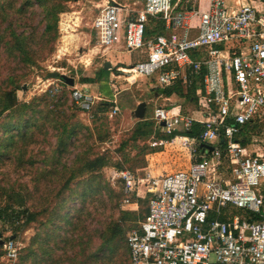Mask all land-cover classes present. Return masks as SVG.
<instances>
[{
  "label": "built area",
  "instance_id": "1",
  "mask_svg": "<svg viewBox=\"0 0 264 264\" xmlns=\"http://www.w3.org/2000/svg\"><path fill=\"white\" fill-rule=\"evenodd\" d=\"M176 7L175 0H144L136 11L107 0L93 23L98 51L122 39L129 51L146 50L144 59L118 68L130 83L156 76L164 87L187 81L189 72L204 80L197 91L200 117L165 106L152 117L173 135L152 145L188 149L193 161L187 169L144 176L110 170L123 186L124 204L137 207L142 193L150 195L145 218L127 235L129 264H264V141L255 133L251 143L243 140L264 125V0L235 6L211 0L206 11ZM151 19L173 31L147 39ZM71 98L83 113L99 99L77 86ZM117 112L114 107L111 116ZM195 122L203 125L199 138L187 134ZM200 144L214 149L202 154ZM0 250V264L18 257L14 240Z\"/></svg>",
  "mask_w": 264,
  "mask_h": 264
},
{
  "label": "rangeland",
  "instance_id": "2",
  "mask_svg": "<svg viewBox=\"0 0 264 264\" xmlns=\"http://www.w3.org/2000/svg\"><path fill=\"white\" fill-rule=\"evenodd\" d=\"M54 1L61 3L64 11L50 36L45 34V11L38 3L21 13L18 8L25 0H16L13 9L5 8L6 17L0 10V39H8L12 20L18 33L31 36L34 57V63L23 64L0 42V98L3 92L17 89V106L8 116L0 117L4 131L16 126L8 132L11 134L0 132V207L35 216L32 221H28L27 213L18 219L0 218V240L16 242L18 257L12 264H129L127 235L146 214L149 196L142 193L138 208L124 204L122 184L110 178V170H119L116 165L120 164L129 169L143 166L153 143L163 135L171 140V134L154 129L151 120L156 107L170 102L157 95V89L151 87L154 81L138 79L130 84L118 70L121 62L130 58L135 63L144 49L132 52L116 45L108 54L98 51L93 23L106 0ZM118 1L142 7V0ZM201 2L198 10H208L209 0ZM226 3L229 6L237 0ZM151 26L150 35H156L160 30ZM69 34L76 39L69 40ZM106 61L113 67L101 72ZM52 72L74 78L75 85L55 80L50 77ZM85 79L92 81L85 83ZM75 86L98 96L94 111L83 113L77 108L71 98ZM101 97L111 103L102 115L95 113ZM143 101L148 103L144 119L151 133L136 136L133 131L139 119L134 110ZM182 101L185 112L195 108L194 102ZM117 106L120 113L111 118ZM64 127L73 129L68 133ZM10 135L13 141L7 140ZM255 135L264 141V125ZM173 146L171 156L178 158L173 169H186L189 150ZM101 157L105 164L97 171L82 169L89 160ZM108 227L109 234L102 237ZM114 233L118 236L108 240Z\"/></svg>",
  "mask_w": 264,
  "mask_h": 264
},
{
  "label": "trees",
  "instance_id": "3",
  "mask_svg": "<svg viewBox=\"0 0 264 264\" xmlns=\"http://www.w3.org/2000/svg\"><path fill=\"white\" fill-rule=\"evenodd\" d=\"M34 2L38 3L45 11V20H46V28H45V34L47 36H50L51 33L56 29V24H57V20H58V16L61 12L64 11V6L61 3L56 4V2L54 0H25L24 4L22 5V7L18 8L19 11L21 13H23V11L25 9H27L31 4H33ZM49 3H52V5L50 6ZM14 5H16V0H4L3 2H1L0 5V10L2 11L3 15L6 17V15H8V9L5 8L9 7L11 9L14 8ZM8 35L7 38L5 39V36H2L0 39V42L3 44L4 47H8V49L10 50L9 53L13 54L16 53V55L20 58L21 63L23 64H28V63H34V57L31 51V43L30 41L31 36L25 35L24 33H18L16 31V29L14 28L13 25V21H10V24L8 26ZM150 33V29L147 25L146 28V34ZM56 37V34L54 35V38ZM104 70V68L101 69V71ZM92 80L90 79H85L84 82H90ZM56 90V89H55ZM64 89H61V91ZM16 91L17 89L14 87L12 90H8L6 92H3V96L2 98H0V117L5 115L8 116L9 111L16 105L17 106V96H16ZM57 91V90H56ZM63 92V91H62ZM162 93H165L167 96H170L174 93H176L179 96H183V89H182V85L180 83H177L175 86L172 87H168L165 88ZM49 94H56L54 92H50ZM95 105V104H94ZM92 106L91 111L93 109V111L95 110V106ZM111 105L110 102H100L98 109L96 108L95 113L101 112H107L109 109V106ZM27 107V105H25ZM78 108V107H77ZM90 111V112H91ZM4 126V124H2ZM20 125V124H19ZM27 125L31 126L32 124L27 122ZM18 129L20 126H17ZM66 127V126H65ZM64 127V128H65ZM16 128V126H10L7 130H3L1 128L0 125V132L3 130L4 133L6 134H11L8 133L10 132V129H14ZM73 128H65V131L70 133V131ZM203 131V125L200 123H196L194 126V129L190 132H187L191 137H195V136H199V134ZM144 134V135H148L151 133V130L149 128V122L148 120H140L138 122L136 131H133V135H138V134ZM173 136V135H172ZM172 136L170 138H172ZM7 140L9 141H13V136L10 135L8 136ZM105 164V159L103 157L101 158H95L93 160H89L88 161V166H84V168L82 169H87L88 172H94L97 171L99 168H101L103 165ZM118 166L119 169H122V165H116ZM73 177H76V174L73 175ZM123 189V186H122ZM150 197V195H147ZM146 196V197H147ZM145 199V198H144ZM149 201V200H148ZM148 211V208H147ZM21 213H27L28 216V221H32L35 219L34 214L29 213L28 211H21V210H13L10 211V208H2L0 207V218L4 219V220H11L12 218H17L19 217V215ZM129 213V212H126ZM147 214V212H146ZM146 214L143 216L142 219L145 218ZM138 226H132V227H136ZM110 228L108 227L105 232L102 233V237H106L107 234H109L108 230ZM117 235V233H114V236H110L108 238V240H113ZM127 241V239H126ZM127 243V242H126ZM128 245V244H127ZM110 251V250H109Z\"/></svg>",
  "mask_w": 264,
  "mask_h": 264
},
{
  "label": "crops",
  "instance_id": "4",
  "mask_svg": "<svg viewBox=\"0 0 264 264\" xmlns=\"http://www.w3.org/2000/svg\"><path fill=\"white\" fill-rule=\"evenodd\" d=\"M107 1V0H106ZM202 0H175V2H177V7H176V10H179V9H187V10H190V9H194V10H198L200 9L199 6H200V3ZM210 1L208 2V5L210 6ZM106 3V2H105ZM126 4V3H124ZM104 5V4H103ZM126 5H128L129 7L133 8L134 10L136 11H139V10H142L143 8V5H144V0H142V7L140 9H137V8H134L131 4L127 3ZM230 5H233L235 6V4H230ZM208 6V8H209ZM201 11V10H200ZM206 11V10H205ZM194 19H197L199 20V17H195ZM153 23V24H151ZM199 22H195L193 25L194 26H197ZM151 25H153L154 27H157L160 31L156 34V35H153L151 36L150 33H147L146 34V38L147 39H150V38H154L156 37L157 35H160V34H169L171 33L173 30L172 29H168L166 27V24L164 23V21L162 20H159V19H151L149 22H148V27L149 29H151ZM177 32H181L180 30H178ZM197 33V29L194 28L192 30V33L191 35L194 36L196 35ZM117 45V46H116ZM114 46H116L117 49H123L125 46V42L122 43V41L118 44H116ZM114 46L110 49H107L105 51H102V54L105 55V54H108L110 52V50H114ZM133 52V51H132ZM141 56H139V58L135 61V63L139 60H142L146 57L147 53H146V50H144L143 52H140ZM131 57V56H130ZM131 59V58H130ZM129 61L128 62H121L123 63V67H125V65H132L134 63H132V61ZM112 63V62H111ZM105 64V63H104ZM113 67V65H112ZM111 67V69H112ZM105 70L106 68L103 67ZM101 68V69H102ZM111 69H107V70H111ZM102 72V71H101ZM188 80H184V79H181V80H178L176 81L175 83H172L170 85H167V86H164L162 87L160 85V83L158 82L156 76L155 77H140L138 79H142V80H146L149 82L148 79H150V81H154V85H152L151 87L153 89H157V95L159 97H162V99L164 101H168L170 103H167L165 105H162V106H165L167 109H170V110H173L174 112H182L184 114H187V115H191L193 117H200V114L199 112H197V110L199 109V100H200V97L199 95L197 94V91L199 90H202L203 89V84H204V80H203V77L201 75H192L191 72L188 73ZM138 79L135 81V82H132L130 84H136ZM76 82V81H75ZM111 83H113V78H111ZM177 83H180L182 85V89H183V96H179L177 95L176 93L170 95V96H167L165 93H162V91L165 89V88H168V87H172V86H175ZM149 84V83H148ZM119 95V93L116 95V97ZM182 98L185 99V100H188V101H191V102H194L195 104V108L191 110V112H185L184 109H183V101H182ZM101 102H109L108 99H106L105 97H101ZM176 99V100H174ZM143 102H146V101H143ZM141 103V102H140ZM139 103V104H140ZM147 103V102H146ZM161 106V105H160ZM158 106V107H160ZM118 107V106H117ZM156 107V108H158ZM137 108V107H136ZM155 108V109H156ZM148 103H147V107H146V111H148ZM155 109L153 110V114H154V111ZM136 110V109H135ZM134 110V111H135ZM118 111L114 116H117L119 113H120V109L118 108ZM146 111H145V114H146ZM149 113V112H148ZM103 113H101L102 115ZM153 114L151 116V120H152V117H153ZM114 116H111V118H113ZM135 116V114H134ZM145 118V117H144ZM140 120H145V119H139L138 122ZM153 121V120H152ZM196 123H200V122H195ZM194 124V126H195ZM201 124V123H200ZM157 128H160V129H163V126L162 125H156V123L154 122V129L157 130ZM155 130V131H156ZM164 130V129H163ZM165 131V130H164ZM252 133H255V131L249 133V134H244V137H243V140H244V143L247 144V143H251L252 142ZM188 134V133H187ZM201 134V133H200ZM199 134V136H200ZM254 134V135H255ZM189 135V134H188ZM172 136V135H170ZM190 136V135H189ZM199 136H195L196 138H199ZM173 137V136H172ZM193 137V136H192ZM161 140H166V141H170L169 139H167V135L162 137ZM202 144L199 145V150L202 154H204L205 152V149H209V151H212L213 149H210L209 147H207V145L203 147H201ZM208 146H212V145H208ZM170 147V148H169ZM213 147V146H212ZM151 148H152V151L149 152L147 155H146V162L144 163L143 166H140V167H134L133 169H129V168H126V167H123L122 169H129L137 174H139L140 176H144L146 173L150 172L152 175H160V174H165V173H171V172H176L178 171L177 169H173V164H174V161H176L178 158L174 157V156H171V151H174L173 149L175 148L173 145H171V143H166L164 146L163 145H157V146H153L151 145ZM202 157V156H201ZM193 161V158L192 156L190 155L189 156V163L191 164V162ZM189 164V165H190ZM189 167V166H188ZM187 167V168H188ZM186 168V169H187ZM182 170H185V169H182ZM227 172H224L223 173V177L227 176ZM135 206V205H134ZM134 210H136V208H133Z\"/></svg>",
  "mask_w": 264,
  "mask_h": 264
},
{
  "label": "water",
  "instance_id": "5",
  "mask_svg": "<svg viewBox=\"0 0 264 264\" xmlns=\"http://www.w3.org/2000/svg\"><path fill=\"white\" fill-rule=\"evenodd\" d=\"M104 67L106 69H111L112 63L110 61H106L104 64ZM50 77L55 78V79H61L65 83L69 84L70 86L75 85V79L74 78L68 77V76L61 74L59 72H52L50 74ZM146 107H147L146 102H141L140 104H138L136 110L134 111L135 117L138 119H144ZM163 125H165V123H163ZM203 146H204V144L201 145V147H203ZM207 147H209L210 149H213L212 146H207ZM0 238H1V236H0ZM3 243H4V240L1 239L0 244H3Z\"/></svg>",
  "mask_w": 264,
  "mask_h": 264
},
{
  "label": "bare ground",
  "instance_id": "6",
  "mask_svg": "<svg viewBox=\"0 0 264 264\" xmlns=\"http://www.w3.org/2000/svg\"><path fill=\"white\" fill-rule=\"evenodd\" d=\"M67 37H69L70 39L69 40H71V38L73 39V38H75L76 39V36L74 35V34H69V36H67ZM70 43V42H69ZM93 52V51H92Z\"/></svg>",
  "mask_w": 264,
  "mask_h": 264
}]
</instances>
